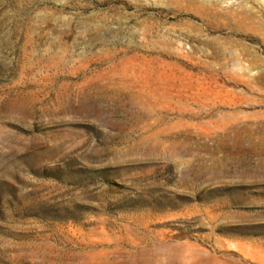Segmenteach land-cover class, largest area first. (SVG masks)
I'll list each match as a JSON object with an SVG mask.
<instances>
[{
    "label": "rangeland",
    "instance_id": "1",
    "mask_svg": "<svg viewBox=\"0 0 264 264\" xmlns=\"http://www.w3.org/2000/svg\"><path fill=\"white\" fill-rule=\"evenodd\" d=\"M263 138L264 0H0V264H264Z\"/></svg>",
    "mask_w": 264,
    "mask_h": 264
},
{
    "label": "bare ground",
    "instance_id": "2",
    "mask_svg": "<svg viewBox=\"0 0 264 264\" xmlns=\"http://www.w3.org/2000/svg\"><path fill=\"white\" fill-rule=\"evenodd\" d=\"M252 140V139H251ZM262 141H264V138L262 139Z\"/></svg>",
    "mask_w": 264,
    "mask_h": 264
}]
</instances>
